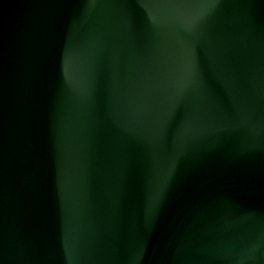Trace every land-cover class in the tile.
Returning a JSON list of instances; mask_svg holds the SVG:
<instances>
[{
  "label": "water",
  "instance_id": "1",
  "mask_svg": "<svg viewBox=\"0 0 264 264\" xmlns=\"http://www.w3.org/2000/svg\"><path fill=\"white\" fill-rule=\"evenodd\" d=\"M0 264H264V0H0Z\"/></svg>",
  "mask_w": 264,
  "mask_h": 264
}]
</instances>
